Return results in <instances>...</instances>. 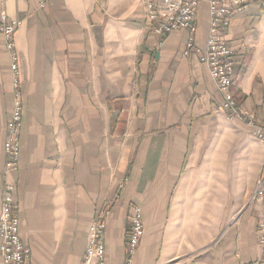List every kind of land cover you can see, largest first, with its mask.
<instances>
[{
    "label": "crops",
    "instance_id": "obj_1",
    "mask_svg": "<svg viewBox=\"0 0 264 264\" xmlns=\"http://www.w3.org/2000/svg\"><path fill=\"white\" fill-rule=\"evenodd\" d=\"M146 4L5 1L9 19L22 21L15 51L24 109L20 162L6 174L15 90L0 40V213L15 180L32 264H82L105 209L107 264H125L135 205L145 230L133 264H243L260 255L262 205L250 197L264 143L229 118L208 65L185 53L189 31L157 35ZM196 26L205 54L206 1ZM223 33L235 97L264 124V10L253 3L235 13Z\"/></svg>",
    "mask_w": 264,
    "mask_h": 264
},
{
    "label": "built area",
    "instance_id": "obj_2",
    "mask_svg": "<svg viewBox=\"0 0 264 264\" xmlns=\"http://www.w3.org/2000/svg\"><path fill=\"white\" fill-rule=\"evenodd\" d=\"M6 0H1L5 4ZM206 1L209 7V35L205 54L195 42L197 31L196 18L200 3ZM258 3L264 10V0H147V17L154 22L157 35H166L174 31L187 30L190 33L185 53H194L209 67L210 76L215 81L224 102L223 108L229 118L243 119L252 134L264 143V124H260L255 114L241 105L233 92L236 74L232 62V48L227 44L223 28L231 22L232 16ZM44 5V4H42ZM159 19V20H158ZM22 21L11 20L5 6L0 12V40L11 57V71L15 102L12 116L7 122L5 141V173L17 169L20 162V135L23 122V103L20 92V68L15 51V34ZM17 184L7 181L2 198L0 213V258L2 264H32V251L23 243L19 235L20 205L15 200ZM250 201L259 202L262 210L258 221V246L260 255L257 260L243 264H264V163L250 197ZM109 212L106 209L90 229L89 243L82 264H107L106 227ZM129 230L127 233L128 258L125 264H133L134 255L140 245L145 230L143 208L132 207Z\"/></svg>",
    "mask_w": 264,
    "mask_h": 264
}]
</instances>
